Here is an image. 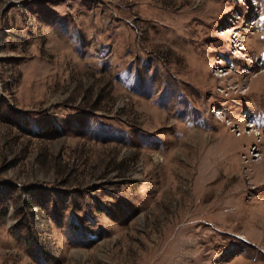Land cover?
<instances>
[{
    "label": "rangeland",
    "instance_id": "obj_1",
    "mask_svg": "<svg viewBox=\"0 0 264 264\" xmlns=\"http://www.w3.org/2000/svg\"><path fill=\"white\" fill-rule=\"evenodd\" d=\"M0 264H264V0H0Z\"/></svg>",
    "mask_w": 264,
    "mask_h": 264
}]
</instances>
